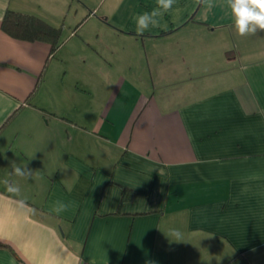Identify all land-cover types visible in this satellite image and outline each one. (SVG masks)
I'll return each mask as SVG.
<instances>
[{
  "label": "crops",
  "instance_id": "obj_1",
  "mask_svg": "<svg viewBox=\"0 0 264 264\" xmlns=\"http://www.w3.org/2000/svg\"><path fill=\"white\" fill-rule=\"evenodd\" d=\"M210 2L138 35L157 0H0V264H264V31ZM8 11L62 45L10 37Z\"/></svg>",
  "mask_w": 264,
  "mask_h": 264
},
{
  "label": "clouds",
  "instance_id": "obj_2",
  "mask_svg": "<svg viewBox=\"0 0 264 264\" xmlns=\"http://www.w3.org/2000/svg\"><path fill=\"white\" fill-rule=\"evenodd\" d=\"M205 2L210 10L213 6L212 3L210 0H205ZM175 3L176 0H157V7L151 12H144L135 16L136 33L143 35L150 28L160 27V18L164 13L169 12ZM227 7L239 36L255 35L258 31H264V0H227ZM0 22H2V17H0ZM12 173L19 177L29 178L32 175V170L27 165L20 167L13 163ZM4 183L9 194L19 196V186L8 180H5ZM15 203L21 209L28 207L27 202L23 199L16 200ZM66 207V205L57 202L52 211L60 214L66 210ZM170 235L175 238L176 242L183 239L179 231H172ZM148 264H151V262H148Z\"/></svg>",
  "mask_w": 264,
  "mask_h": 264
},
{
  "label": "trees",
  "instance_id": "obj_3",
  "mask_svg": "<svg viewBox=\"0 0 264 264\" xmlns=\"http://www.w3.org/2000/svg\"><path fill=\"white\" fill-rule=\"evenodd\" d=\"M3 31L10 37L27 42H45L56 51L63 43L62 29L55 28L44 20L32 15L8 11L2 24ZM128 194L124 193L127 199ZM0 247H7L0 243Z\"/></svg>",
  "mask_w": 264,
  "mask_h": 264
},
{
  "label": "rangeland",
  "instance_id": "obj_4",
  "mask_svg": "<svg viewBox=\"0 0 264 264\" xmlns=\"http://www.w3.org/2000/svg\"><path fill=\"white\" fill-rule=\"evenodd\" d=\"M78 1L80 2L81 6H82V7H80L81 16H79V17H81V19L83 20V19H85V17H87L89 15V13H90L89 11H91V9H95V8L99 9L98 10V13H99L98 17H100V15L105 13V10H107V6H108V3L110 0H78ZM69 22H70V18L65 23V27L67 30L66 32L70 31V29H75L74 25L70 24Z\"/></svg>",
  "mask_w": 264,
  "mask_h": 264
}]
</instances>
